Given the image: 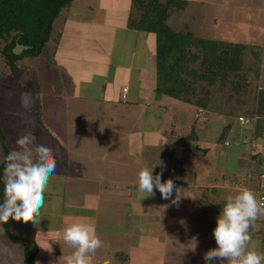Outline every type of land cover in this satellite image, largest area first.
I'll return each mask as SVG.
<instances>
[{
  "label": "rangeland",
  "instance_id": "1",
  "mask_svg": "<svg viewBox=\"0 0 264 264\" xmlns=\"http://www.w3.org/2000/svg\"><path fill=\"white\" fill-rule=\"evenodd\" d=\"M110 3L118 7L115 8V13L112 12L106 17L107 21L123 20L117 12L128 6V0H74L71 7L67 8L70 10H65L62 18L55 22L53 36L64 32V39L55 51V42L51 41L49 59L27 58L19 63V70H12L7 68L0 56V144L2 145L4 134L5 147L10 152L17 150L16 139L24 135L26 124L33 123L37 135L29 136L31 143L27 148L35 163L37 160L35 147L40 144V140L45 141V136L51 139L45 130L51 114L49 119L46 118V122L43 121L41 113L36 116V111L39 110L45 115L47 104L48 110L50 104L58 107L55 114L61 123L59 131L65 137L69 131L70 140L64 152L57 149L52 153L56 161V171L49 179L45 202L40 209L37 223L10 219L5 227L0 221V264H30L23 253L24 241L29 243L31 248L35 243L38 249V256L32 261L34 264L37 262L56 264V254L72 256L75 249L65 243L63 234L67 227L75 223L91 225L103 243L107 242L100 252L103 258L111 252L128 254L132 247L137 248L141 235L148 232L149 227L145 223L148 217L153 227L158 224L156 217H163L166 221L168 218H174L172 221L170 219V227L173 231L176 230L174 233H183L184 223H187L188 229L195 231L200 225L198 217H192L195 209L192 210L191 206L196 207L198 199L202 197V191L206 192L207 189L212 191L213 185L219 186L221 196L217 198L221 197L223 201L235 197L244 189L251 190L256 198L258 197L254 188L255 182L249 184L244 181L249 172L253 177L260 170H264V165H259L250 158L251 154L258 151H262L261 155L264 158V148L262 149L259 144L261 141H253L250 126L244 127L239 117L246 118V112L253 107L258 91L264 88V0H227V2L206 0V5L191 1L185 11H175L168 22L177 32L185 31V26L189 24L190 31L196 37L247 44L244 71L251 70L248 74L251 90L249 95L244 98L234 97L229 87L223 90L215 86L211 89L210 110L204 111L170 97H161L162 99L159 100L155 93V105L170 106L171 101L180 105L177 108L170 107L166 112L160 109H156V113L149 111L146 115L140 111L119 114L113 103H109L111 106L108 105L106 108L109 109L106 115L99 111L91 114V104L99 108L104 107L93 103L94 101L89 102L84 97L87 96V87L94 95L99 93L102 83L110 82L108 73L110 76L114 73L115 79L121 77L124 71L123 64L119 66L118 63L121 62V57L124 59L131 57L132 47L136 48L138 54L147 48L141 43L133 44L134 38L131 36L125 38L121 32H116L114 35L107 33L106 36L93 33L95 29L91 32L89 21L94 17L96 20L98 14H101L100 10L108 7ZM98 5L101 8L97 7ZM64 18L68 19L66 23L63 22ZM99 35L103 39H100ZM146 37L148 38L146 45L153 44L154 47L155 35L151 33ZM94 39H99L100 43H94ZM3 45L4 43L0 41V48ZM257 52L262 54L261 62L256 60ZM112 64H118L119 71L114 70ZM258 64L260 71H252ZM59 73L64 78L63 87L71 93H75L78 88L76 80L79 77L83 86L81 91L83 96L70 97L66 90H62L61 83L54 85L55 82H52L51 78ZM105 78H107L106 82L103 81ZM145 86L151 89L153 82H147ZM202 86L205 85H200L198 88ZM201 96L203 95L200 94L199 97ZM238 100L244 103L239 104ZM66 112L70 114L69 119L66 117ZM8 123L12 128H16L17 133L11 132ZM229 123H234V127L227 138V143H224L221 142L220 137ZM73 126L75 127L72 128ZM192 127L196 130L194 133H191ZM173 128L175 134L172 132ZM129 133L135 134L136 140H130ZM190 134L200 139L201 147L196 142H188L189 146L183 145ZM163 136L167 137L165 140L166 143L168 142L167 145L179 148L175 151L176 158L161 155L165 152L166 146L159 143ZM141 139H146L148 144L140 142ZM42 144L46 145L44 142ZM186 148L188 153L184 151ZM19 151L24 154V149L21 148ZM183 154H188L186 159L181 157ZM178 156L184 160L182 167ZM153 167L155 174L163 171L162 181L171 178L177 184L187 182L186 187H181L184 198L179 206L170 201L168 208L163 203L161 206L151 205L145 208L141 204H145L144 201L148 202L149 198L139 199V202L136 200L139 195L134 184L138 181L139 172L143 168ZM180 169L182 171L178 173ZM198 171L200 173L197 182H203L199 183L200 186L207 185L204 190L193 187L194 175ZM234 185L238 187L237 190H227V186L234 187ZM156 194L155 197L161 198L159 191H156ZM172 198L175 199V193ZM88 212L90 215L84 216ZM262 216L264 215L258 218ZM180 220L183 221L182 225L178 223ZM166 223H162L163 227ZM7 230L18 236L17 243L5 237ZM172 230L169 232H173ZM116 236L123 240L117 241ZM179 240L173 244L176 248L190 249V242H187L190 239ZM251 243L258 242L251 241ZM49 245L52 248L51 253L44 249ZM261 249H264L263 244ZM108 259L111 264H125L111 254ZM94 264H101V261L96 260Z\"/></svg>",
  "mask_w": 264,
  "mask_h": 264
},
{
  "label": "trees",
  "instance_id": "2",
  "mask_svg": "<svg viewBox=\"0 0 264 264\" xmlns=\"http://www.w3.org/2000/svg\"><path fill=\"white\" fill-rule=\"evenodd\" d=\"M73 2L74 0H0V41L4 43L0 48V56L7 68L19 70V63L27 58L31 60L40 57L49 59L51 50L49 44L51 41L55 42V51L62 37L61 33L53 36L55 22L62 18L65 10H70L67 8L71 7ZM188 5L187 0H131L127 28L145 34L152 33L156 37V95L159 98L170 97L204 111L210 110L211 89L215 86L223 90L229 87L234 97L244 98L249 95L251 90L248 74L251 70L244 71V57L248 46L196 37L190 31L189 24L185 26L183 32L175 31L168 24L175 11L183 12ZM17 45L29 47V50L17 56L13 53ZM259 53H255L257 62H261L262 58V54ZM259 65L254 66L252 71L259 72ZM203 84L205 86L198 88ZM200 94L203 96L199 97ZM126 98L124 99L123 96L124 101ZM238 103L244 102L238 100ZM245 117L251 119V123L242 124L244 127L250 126L253 141H261L259 144L263 149L264 88L258 91L253 107L246 112ZM233 127L234 123H229L224 128L220 137L221 142L227 141ZM195 131L193 128L191 133ZM196 139L194 134L189 135V140L195 141ZM4 142L3 134L2 147L7 157L11 152L5 147ZM261 152L251 154L250 158L263 166L264 158ZM180 161L182 167L183 160L180 158ZM4 166L3 163V170ZM180 171L181 169L178 173ZM263 174L264 170H260L257 175L251 177L249 172L244 181L249 184L255 182L254 188L258 195V202L264 195V181L261 177ZM3 200L4 182L0 176V203ZM2 224L7 226L5 222ZM5 237L15 243L19 241L18 236L10 233L9 230L5 233ZM22 246L25 257L28 258L30 264H34L32 261L38 255L36 247L32 249L25 241L22 242ZM114 256L121 261H124L126 257L123 253H117Z\"/></svg>",
  "mask_w": 264,
  "mask_h": 264
},
{
  "label": "crops",
  "instance_id": "3",
  "mask_svg": "<svg viewBox=\"0 0 264 264\" xmlns=\"http://www.w3.org/2000/svg\"><path fill=\"white\" fill-rule=\"evenodd\" d=\"M116 1V0H113ZM189 2V5L191 4V1L194 3H198L201 2L203 4L206 5L205 1L206 0H187ZM128 6L121 10L118 11L117 13H120L121 17L123 18V20L118 21H107L106 17L109 16L110 13H115L116 11V6L115 4H109L108 7H104L107 9H101L100 13L98 14V18L95 20V17L92 21H89V24L91 26V32H93V29H95L96 31H94L93 33H98V34H102V36H106L107 33H111V34H116V32H121L123 33V37L125 38H129L130 36L134 38V42L133 44L136 43H141L142 45H145L147 48L146 50H143L141 54L136 53V48H133L132 51V55L131 57H127V59L121 57V62H119V66L121 64L122 68L124 69L123 74L121 75V77H119V79H115L114 73L113 75L110 76V73L107 74V76L109 75V83L106 82L107 78L103 79L104 82H106L105 84L102 83L101 87H100V92L97 93L96 95L93 94V91L87 87L86 88V94L87 96H84L86 100H88L89 102H93V103H98L100 104V106L104 107V108H99V107H95V105L91 104L92 106V110H91V114H94L95 112L99 111L103 114L106 115V112L109 109L108 105L111 106V104L109 103H113L115 110L119 113H125V114H131L134 111H140L143 112L144 115L149 114V111H152L154 113H156V109H160V111L163 112V110H168L170 107H174L177 108L178 103L176 102H170L171 105H155V88H156V64H155V49H156V43L155 46L153 47V44L151 46L146 45V41L148 42V36L146 37L147 34L145 33H141V32H137V31H132L129 30L127 28V22H128V17L130 14V10H131V0H128ZM227 2V0H226ZM115 5V7L113 6ZM188 5V6H189ZM204 5V6H205ZM97 7H100V5H98ZM101 8V7H100ZM93 9V8H92ZM246 9V7L244 8V10ZM104 15V16H103ZM68 18V17H67ZM67 18L63 19V22L66 23L67 22ZM192 28V27H191ZM60 33V32H59ZM58 33V34H59ZM142 34L144 36H142ZM61 41L59 43L58 46H60V44L62 43L63 39H64V32H61ZM149 35V34H148ZM96 37V35H93ZM100 39H103V37H101V35H99ZM94 43H100L99 39H94L93 40ZM228 42V41H227ZM230 43H239V42H230ZM98 44H96L97 46ZM247 45V44H246ZM135 46V45H133ZM112 64L111 66H114V70L119 71V66ZM118 66V67H117ZM155 69V71H153ZM155 76V78H154ZM56 77H58L57 79H55ZM60 79V80H59ZM153 79V81H151ZM52 82L54 85H57L61 83V87L62 90H66L63 87V81L64 78L62 77V75L59 73V76H55L53 79L51 78ZM123 82V83H121ZM147 82H153V86L151 89H147L145 84ZM76 83L78 85V88L76 89L75 93H71L68 92L66 90V92L68 93V95L70 97H82V90H83V86L81 84L80 78L77 77ZM81 86H79V84ZM155 85V86H154ZM81 88V90H80ZM124 88H128V92L126 93V100H123V96H124V92L123 89ZM41 95V94H40ZM157 96V95H156ZM163 98V97H162ZM162 98H159V100H161ZM177 101V100H176ZM48 104H47V110L45 111V115L42 113V110L36 111V116L39 115V113L42 114V119L44 122H46V118L49 119V115L51 114V119L49 121V124L46 125V129L49 137L51 139H49L48 137L45 136V141L40 140V144H42L43 142L46 143L47 146L51 147L53 149V152L56 151L57 149H59L61 152H64L65 148H66V144L69 145L70 140L68 139L69 137V131L67 132V137H65L63 135V133H61L60 130V124L59 123V117L55 114V111L58 110V107H54L52 104H50L49 110H48ZM191 107H194L192 105H189ZM179 109V108H178ZM199 109V108H198ZM67 114V119H69V113L66 112ZM143 115V116H144ZM154 119V118H153ZM48 121V120H47ZM138 122V121H137ZM30 124H26V126L24 127V135L27 134L28 136L34 135L36 136V127L34 126V124L31 122H29ZM9 124V123H8ZM174 126V123H171ZM171 125V127H172ZM11 132L12 131H16L15 127H11V124H9ZM75 126H73L72 128H74ZM122 127V126H121ZM67 128H69V121H67ZM175 128H173V133ZM10 132V133H11ZM17 133V131H16ZM159 134V133H156ZM155 135V134H154ZM174 135L171 136V138H173ZM130 140H136V135L135 134H130L129 133V137ZM167 138V137H166ZM166 138L163 136L161 137V141L159 143L161 144H165L167 146H165V152H163L161 155L162 156H171L172 158H176L177 156L175 155V151H177L179 148H172V146L167 145V143L165 142ZM179 138V137H178ZM181 141H183L182 138H180ZM199 140V141H198ZM140 142H142L143 144H148V141H146V139H141L139 140ZM180 141V142H181ZM188 142L190 143H198L201 147L200 144H202V142L200 143V139L197 137V139L194 140H189V135L186 137L185 141H184V146L188 145ZM227 143V142H226ZM5 144V142H4ZM189 146V145H188ZM227 146V144H226ZM164 147V146H163ZM68 150V148H67ZM197 150V148H196ZM184 151L186 153H188V150L186 148V150L184 149ZM198 151V150H197ZM190 152V151H189ZM177 153V152H176ZM165 154V155H164ZM160 155V156H161ZM188 154H183L181 155L182 158L186 159L185 157ZM194 156H197L194 154ZM5 158V153L4 150L2 149V145L0 144V176H4V170L2 169L3 166V161ZM179 160L180 157L178 156ZM181 158V160H183ZM191 159V158H190ZM184 161V160H183ZM62 161H60L61 163ZM184 165V162H182V166ZM182 171V170H181ZM201 171V170H200ZM200 171H198L195 175H194V183L195 185L193 186L194 188H199L204 190V187H207V185L204 186H200V184H202L203 182H197V178H199V173ZM169 172V171H168ZM166 171V173H168ZM153 173L155 174V171H153ZM181 173V172H180ZM183 176V175H182ZM4 182V181H3ZM138 183V181H136ZM137 183H135L134 185L136 186ZM176 186L178 187H186L187 182H182V183H175ZM104 186V185H103ZM219 186L217 185H213L211 187L212 191H208L209 189H207L206 192L202 191V197H200L198 200L199 202L197 203V206H191L192 210L193 208L195 209L193 211L194 215L192 217H198L199 219V225L198 227L195 228V231L188 229L187 228V223H184L185 226L182 228L183 229V233H174L175 231L172 230L171 223H170V219L171 221L174 218H168V221L165 220V218L163 217H156L155 220L157 221V225L155 224V227H153V223L152 221L149 220V217L147 220H145V223L148 224V232L145 234H142L140 239H139V244L138 247H132L129 251L128 254H125L126 257L124 259V263L125 264H206V262L203 259L204 253L206 251H208L209 249L215 248L216 245V241L213 235V230L215 229V227L217 226V221L215 220L216 217H219L221 215L223 206L225 205V203L227 202V200L223 201L221 197L217 196H221V193L219 192L218 189ZM224 189V187H222ZM227 190L230 191H235L238 189V187H236L234 185V187L227 186ZM137 192V191H136ZM200 192V191H199ZM157 195V194H156ZM231 195V194H229ZM158 196V195H157ZM227 196V195H226ZM98 197H100V195H98ZM160 197V196H158ZM99 199V198H97ZM112 199V196H111ZM138 202H139V198L137 197ZM111 201V200H110ZM170 201L171 200H164L161 198H157V197H151L148 199L147 201H144L143 203L145 204H141L143 207L147 208V206H151V205H155V206H161V204H165L168 206H170ZM84 207H81V209H83ZM185 208H188L185 206ZM91 210V209H90ZM94 210V209H92ZM97 210V207H96ZM162 213V212H160ZM189 214V213H188ZM86 215H90V212H88ZM167 215L170 216V213ZM264 216L258 218L255 222V224L249 229L250 235L252 237V241L253 243L255 241H257V244H250L249 248L250 250H255L258 253L264 254V249H261V245H264ZM166 223V225L163 227L162 223ZM182 220H180L178 223L180 225H182ZM156 226H161L160 228H157ZM163 229V234L161 233V228ZM155 228V229H154ZM31 230V228H29ZM169 230H172L173 232H169ZM185 231V232H184ZM122 236H124V234L120 233ZM117 241L118 240H123L122 238L119 239V237L116 236ZM181 240H187V242H190V249L187 250H183L182 248H176L173 244H176V241H180ZM195 242V243H194ZM105 244L107 242H104ZM17 245V244H16ZM33 248L36 247L35 243L34 245H32ZM195 247V249H192V247ZM254 246V247H253ZM200 247V248H199ZM37 249V247H36ZM101 250L102 247L100 249H98L93 256H90V260H89V264H94V262L97 260L101 261V264H111V261L108 259L109 254L113 255L115 253H109L107 257L103 258V256L101 255ZM38 252V249H37ZM106 255V254H105ZM38 256V255H37ZM68 256H61L59 254H56V264H66ZM223 264H228L227 261L223 262Z\"/></svg>",
  "mask_w": 264,
  "mask_h": 264
},
{
  "label": "clouds",
  "instance_id": "4",
  "mask_svg": "<svg viewBox=\"0 0 264 264\" xmlns=\"http://www.w3.org/2000/svg\"><path fill=\"white\" fill-rule=\"evenodd\" d=\"M15 143L17 150L9 153L3 161L4 200L0 203V221L7 223L15 219L37 223L49 179L56 171L53 149L44 144L37 145V160L34 163L27 148L31 143L29 136H20ZM21 148L24 154L20 153ZM154 168H143L139 172L136 185L139 199L154 197L159 191L162 199L171 200L172 204L179 206L184 198L183 188L177 187L171 178L162 181L163 171L153 175ZM174 193L175 199L172 198ZM260 215H264V202H258L251 190L244 189L235 197H229L213 230L217 246L204 253L206 264H223L225 261L228 264H264V254L249 248L252 241L249 229ZM63 240L75 249L66 264H89L90 254L104 246L94 228L83 223L67 227ZM44 249L52 252L50 245Z\"/></svg>",
  "mask_w": 264,
  "mask_h": 264
},
{
  "label": "built area",
  "instance_id": "5",
  "mask_svg": "<svg viewBox=\"0 0 264 264\" xmlns=\"http://www.w3.org/2000/svg\"><path fill=\"white\" fill-rule=\"evenodd\" d=\"M128 89L127 88H124L123 92H124V99L126 97V93H127ZM240 122L241 123H246V124H250L251 123V119H248V118H239ZM262 177V180L264 181V174L261 176ZM260 202H264V195L261 197L260 199Z\"/></svg>",
  "mask_w": 264,
  "mask_h": 264
},
{
  "label": "water",
  "instance_id": "6",
  "mask_svg": "<svg viewBox=\"0 0 264 264\" xmlns=\"http://www.w3.org/2000/svg\"><path fill=\"white\" fill-rule=\"evenodd\" d=\"M27 50H29V47L17 45L15 50H14V54L19 56V55L23 54L24 51H27ZM32 248H33V246H32Z\"/></svg>",
  "mask_w": 264,
  "mask_h": 264
}]
</instances>
